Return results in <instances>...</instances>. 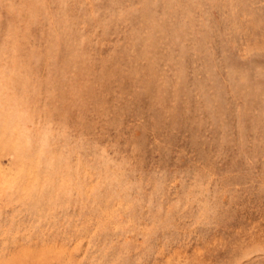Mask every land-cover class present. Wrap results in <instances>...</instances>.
Here are the masks:
<instances>
[{
    "label": "rangeland",
    "instance_id": "1",
    "mask_svg": "<svg viewBox=\"0 0 264 264\" xmlns=\"http://www.w3.org/2000/svg\"><path fill=\"white\" fill-rule=\"evenodd\" d=\"M0 264H264V0H0Z\"/></svg>",
    "mask_w": 264,
    "mask_h": 264
}]
</instances>
